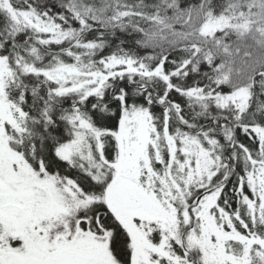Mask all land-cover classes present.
<instances>
[{
  "label": "snow or ice",
  "instance_id": "obj_1",
  "mask_svg": "<svg viewBox=\"0 0 264 264\" xmlns=\"http://www.w3.org/2000/svg\"><path fill=\"white\" fill-rule=\"evenodd\" d=\"M0 264H264V0H0Z\"/></svg>",
  "mask_w": 264,
  "mask_h": 264
}]
</instances>
